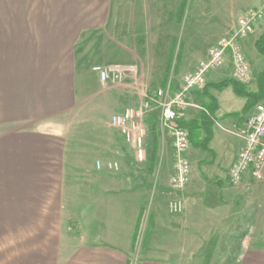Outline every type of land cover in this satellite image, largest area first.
Wrapping results in <instances>:
<instances>
[{
    "label": "crops",
    "instance_id": "obj_1",
    "mask_svg": "<svg viewBox=\"0 0 264 264\" xmlns=\"http://www.w3.org/2000/svg\"><path fill=\"white\" fill-rule=\"evenodd\" d=\"M135 3L136 0H0V264H131L135 251L133 238L137 226L139 232L138 218L143 208L135 216L132 206L131 222L130 218L125 220L115 197L119 188H104L112 187L114 182L103 171L97 172L95 200L89 187L81 189L84 192L77 195L78 201L67 199L65 180L70 176L65 171V162H69L66 158L69 142L60 131L67 130V120L73 116L89 84L93 82L99 87L97 75L88 67L120 66L135 59L136 49L153 47L149 44L150 36L143 34L138 41L135 34L136 19L140 18ZM186 6L187 0H180L176 25H182ZM245 6L248 11L261 8L264 15V0H251ZM261 19L254 25L255 37L241 42L252 77L246 88L252 93L257 92V76L264 71V55L255 45L264 32V16ZM169 44L165 61L161 59L159 66L151 65L148 83L158 82L162 90L172 84L170 89L174 91L175 78L181 75L184 45L173 38ZM229 80H234L230 62L210 72L205 82L210 89L188 94L189 106L179 122L197 118L204 112L202 103L206 96L213 97L216 111L211 116L214 125L208 150L191 147L192 154L196 151L208 154L213 158L210 164L214 169L223 172L220 177L225 184L219 191L227 201L216 210L225 214L222 223L221 219L218 221L226 228L229 241L243 242L238 264H264V247L248 246L254 239L247 235L248 231L241 232L237 238V229L247 223L241 218L239 224L235 220L239 215L238 204L241 207L238 201L250 199L247 194L252 195L249 187L252 179L247 175L240 186L230 187L228 171L241 143L223 129L240 126L244 117L253 113L255 105L242 114L246 98L235 95L231 86L222 90L211 88ZM119 98L114 94L111 97L115 104L111 106L113 112L119 108ZM96 104L78 106V110L102 114L104 102ZM57 121L62 126L58 129ZM144 122L148 148L152 121ZM114 132L126 144L111 127V133ZM154 132L157 165L163 154L172 155L173 149L168 133L159 122ZM114 146L111 139L110 147ZM146 154L149 156L148 150ZM130 201L134 204L135 199ZM148 217L142 238L143 259L138 264H170L165 255L166 246L161 247L160 254L150 253L148 249L150 230L157 221L151 213ZM95 220L101 221L99 227L93 224ZM257 229L258 225L254 224L253 231Z\"/></svg>",
    "mask_w": 264,
    "mask_h": 264
},
{
    "label": "rangeland",
    "instance_id": "obj_2",
    "mask_svg": "<svg viewBox=\"0 0 264 264\" xmlns=\"http://www.w3.org/2000/svg\"><path fill=\"white\" fill-rule=\"evenodd\" d=\"M250 1L187 0L182 25H176V8L179 6L180 0H165V3L162 0H136V11L140 13V18L136 19L135 34L137 38L139 37L138 41L143 38V34L150 36L149 44L153 45V49H136L135 59L127 60L125 64L117 66L122 67L124 72L120 81L102 83L99 80V87L91 82L86 93L81 98L79 97L80 104L77 105L73 116L67 120V130L60 131L61 136L69 142L66 153V156H69L66 157L69 162H65V171L68 177L70 176L65 180V189L68 188L67 199L71 201L73 198L78 201L80 197L77 195L84 192L81 189L89 187L93 189L91 193L95 200V196L98 195L97 187H95L97 172L103 171L109 174L110 181L114 182L112 187L105 186L104 188H119L118 196L115 197L119 199L125 220L130 218L129 222H131L132 206H135V216L138 215L139 209L143 208L142 216L140 215L138 218L140 228L131 264H138L143 259L142 238L145 235L150 213L154 220H157L156 225L153 224L150 230L148 243L150 253L160 254L161 247L166 246L167 252H163L169 258L170 264H238V254L243 242L229 241L225 233L226 228L220 225L225 214L216 208L222 207L227 198L223 192L219 191L222 189L221 185L224 186L225 183L224 179L220 177L223 172L217 171L210 164L213 158L199 151L192 154L190 145L186 154L190 163L189 182L184 190L177 192L170 186L174 165L173 152L168 156L164 153L162 159L155 165L153 174H149L146 164L148 158L146 136L143 147L144 158L142 162H138L135 160L136 157L131 146L126 142L127 145L124 144L116 132L112 134L111 126L108 124L111 117L115 115L114 113L123 108V110L131 109L133 117L138 123H142L143 127H145L144 121L146 120V123L150 124L152 118H156L158 123L162 107L156 105L151 107L152 110L145 109L147 92L153 94L161 91L160 104L169 102L179 91L184 76L195 72L198 64L205 60L213 43L235 28L237 18L248 11L245 10V5ZM259 9L261 8L250 10ZM261 12L263 18V11ZM230 21L231 25L228 26ZM233 21L235 22L234 26ZM251 36L255 37L253 33L249 37ZM172 38L184 45L180 66L181 75L175 78L176 90L174 91L170 89L172 84L166 90H162L158 87V82L153 85L148 83L151 65L159 66L161 59L165 61L167 47ZM153 61L154 63H152ZM227 62H230L232 66L230 60ZM94 67L96 66L87 69L94 73ZM200 90L202 88L190 92L197 94ZM113 94L120 97L119 103L117 102L119 108L114 112L111 109V106L115 105L111 99ZM102 101L104 102L102 114H96L93 110H89L85 114L82 113V110H78V106H98L96 103ZM58 123L59 121H57L56 129L62 127L58 126ZM55 131L59 133L58 130ZM111 139L115 141L114 148L110 147ZM97 163L100 165L99 169H97ZM135 172H138L137 175H134ZM229 185L238 187L241 184L234 186L229 183ZM249 187L253 190L251 191L252 195L247 194L250 199L238 201L241 203L240 208V204L237 206L241 216L238 215L235 220L239 224L241 218L247 223L237 229V238L241 232L244 234L248 231L247 235L254 239L251 238L252 241L247 245L264 247V186L251 180ZM174 192L178 195L174 196ZM113 194H116L115 191ZM130 198L135 199L134 204ZM176 199L182 201L183 211L181 214H173L168 211V203ZM243 200L245 204L242 203ZM92 207L96 208V204H93ZM219 219H221L220 224ZM100 222V220H95L93 224L95 227H99ZM254 224L258 225L255 232L253 231ZM232 230L234 232V229ZM211 243H215L212 249ZM210 249L212 254L207 261L205 256Z\"/></svg>",
    "mask_w": 264,
    "mask_h": 264
},
{
    "label": "built area",
    "instance_id": "obj_3",
    "mask_svg": "<svg viewBox=\"0 0 264 264\" xmlns=\"http://www.w3.org/2000/svg\"><path fill=\"white\" fill-rule=\"evenodd\" d=\"M261 17L260 10H249L242 13L236 20L235 28L226 36L221 37L208 50L205 60L198 64L195 72L184 76L179 91L169 102L160 104L161 91L146 97L145 109L152 110L151 107L156 105L162 107L161 114H159V125L168 133L173 147L174 165L170 186L174 191L184 190L190 175V163L186 155L190 148L188 133L186 129L178 126V122L183 118L189 106L187 96L190 91L203 88L207 75L223 68L228 60L232 63L234 80L242 85L250 83V69L242 52L241 42L253 33L254 25ZM93 72L102 83L120 81L124 74L122 67L117 66H96ZM110 126L116 129L124 141L131 146L135 160L142 162L146 129L142 123L135 120L133 111L125 109L120 114L113 115L110 119ZM223 130L241 143L235 161L228 171L229 183L236 186L245 176L249 175L254 182L264 186V101L255 105L253 113L246 115L240 126ZM96 166L99 169V163ZM109 168L112 167L109 166ZM168 211L181 214L182 201L180 199L170 201Z\"/></svg>",
    "mask_w": 264,
    "mask_h": 264
},
{
    "label": "trees",
    "instance_id": "obj_4",
    "mask_svg": "<svg viewBox=\"0 0 264 264\" xmlns=\"http://www.w3.org/2000/svg\"><path fill=\"white\" fill-rule=\"evenodd\" d=\"M255 45L257 51L260 54L264 55V32L258 38ZM257 84H258V90L256 93H252L248 91L246 88L247 85H242L235 80L225 81L215 86L212 85L211 88L216 90H222L227 86H231L233 88L235 95L247 99L245 108L241 112L242 114H245L251 106L256 105L258 102L264 101V71L257 76ZM205 89L206 90L210 89V85L208 86L205 85L202 90ZM202 107L204 108V112H201L197 118L188 121L178 122V126L187 130L188 140L191 147L195 149H200L202 151H207L208 145L213 136L214 122L211 120V116L216 111V103L213 97H211L210 95L206 96L205 102L202 103ZM151 121H152L150 127L151 142L148 147L149 156L147 158V164H148V169L153 171L157 160L158 145H157V139L154 134L155 133L154 130L156 126V118H152ZM137 234H138V226L135 236L133 238L134 239L133 248L136 244L135 242H136ZM213 246H215V243H211V249L213 248ZM211 249L208 252V254L205 256L207 261L210 259V256L212 254Z\"/></svg>",
    "mask_w": 264,
    "mask_h": 264
}]
</instances>
